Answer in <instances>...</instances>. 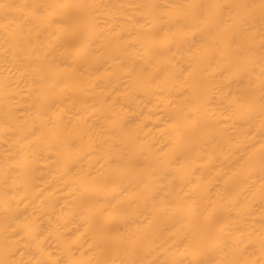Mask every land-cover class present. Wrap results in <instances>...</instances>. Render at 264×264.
I'll return each instance as SVG.
<instances>
[{
	"label": "bare ground",
	"instance_id": "1",
	"mask_svg": "<svg viewBox=\"0 0 264 264\" xmlns=\"http://www.w3.org/2000/svg\"><path fill=\"white\" fill-rule=\"evenodd\" d=\"M0 264H264V0H0Z\"/></svg>",
	"mask_w": 264,
	"mask_h": 264
}]
</instances>
